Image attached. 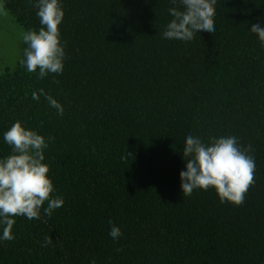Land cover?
<instances>
[{"label":"trees","instance_id":"16d2710c","mask_svg":"<svg viewBox=\"0 0 264 264\" xmlns=\"http://www.w3.org/2000/svg\"><path fill=\"white\" fill-rule=\"evenodd\" d=\"M0 3L22 33L39 31L28 0ZM60 3L63 73L28 72L23 40L16 65L0 69V159L13 123L43 135L52 197L64 204L14 217L0 264H264V47L250 31L264 27V0H216L215 33L192 41L162 36L179 0ZM40 89L62 115L32 99ZM189 134L250 146L255 182L241 206L214 188L183 196Z\"/></svg>","mask_w":264,"mask_h":264},{"label":"clouds","instance_id":"9594fccd","mask_svg":"<svg viewBox=\"0 0 264 264\" xmlns=\"http://www.w3.org/2000/svg\"><path fill=\"white\" fill-rule=\"evenodd\" d=\"M37 8V16L42 25L39 31L28 30L23 33V42L27 45L24 59L20 61L28 72H38L43 79L48 74H62L64 70L65 49L61 44L59 25L64 18L60 0H28ZM177 5L178 0H171ZM216 0H179L180 7L169 8L173 17L162 33L164 39L192 41L198 31L215 33ZM0 13L7 14L0 4ZM250 31L258 37L264 47V27L253 24ZM58 83V81H55ZM44 95L49 105L58 114H63L62 105L52 96L40 89L33 92L32 99L39 101ZM54 138L49 137L48 140ZM4 141L12 152L0 159V225L3 226L2 240H14L12 234L14 217H26L29 220L40 219L41 209L51 216L55 209L63 206L64 200L52 197L55 191L49 178V166L43 163L44 150L48 147L43 135L26 129L17 121L4 133ZM248 148H241L235 136L209 138L206 144L198 136L189 134L183 145V157L187 160L186 169L180 172L183 196H191L194 190L207 191L214 188L220 203L241 206L246 193L254 184L255 162L248 153ZM109 224L112 221L109 220ZM109 235L114 239L122 236L121 229L113 226ZM45 245L51 244L49 237ZM119 250V249H118ZM95 264V261H92Z\"/></svg>","mask_w":264,"mask_h":264},{"label":"rangeland","instance_id":"374dc122","mask_svg":"<svg viewBox=\"0 0 264 264\" xmlns=\"http://www.w3.org/2000/svg\"><path fill=\"white\" fill-rule=\"evenodd\" d=\"M22 40L23 33L20 27L8 14L0 13V69L16 65L21 53Z\"/></svg>","mask_w":264,"mask_h":264}]
</instances>
